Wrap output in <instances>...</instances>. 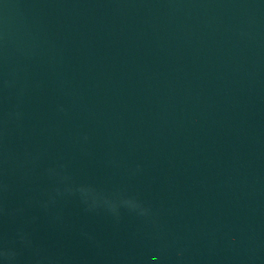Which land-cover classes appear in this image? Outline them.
<instances>
[{"label": "water", "instance_id": "95a60500", "mask_svg": "<svg viewBox=\"0 0 264 264\" xmlns=\"http://www.w3.org/2000/svg\"><path fill=\"white\" fill-rule=\"evenodd\" d=\"M0 264H264V0H0Z\"/></svg>", "mask_w": 264, "mask_h": 264}]
</instances>
